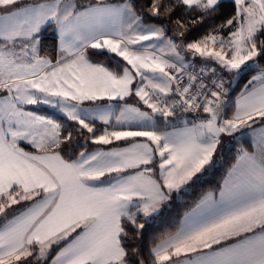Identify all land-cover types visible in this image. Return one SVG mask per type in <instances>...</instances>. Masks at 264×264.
<instances>
[{
  "label": "snow or ice",
  "instance_id": "obj_1",
  "mask_svg": "<svg viewBox=\"0 0 264 264\" xmlns=\"http://www.w3.org/2000/svg\"><path fill=\"white\" fill-rule=\"evenodd\" d=\"M220 3L0 0V92L5 93L0 97V264H48L53 246L61 244L51 264H146L138 243L146 226L140 214L145 221L158 215L173 194L179 198L199 182L217 163L221 134L231 136L257 120L264 123V71L245 85L232 117L218 123L227 94L223 81H213L215 90L192 92L197 77L189 75L182 86L180 77L169 71L180 73L182 68L164 58L182 61L179 49L184 48L239 72L242 65L264 56V0H234V15L201 39L183 43L188 31L185 9L199 11L201 19L191 21L196 24L214 16ZM178 9L181 17L173 20ZM50 23H55L60 40L54 62L39 55L42 29ZM169 25L175 28L172 35ZM225 30L227 39L220 35ZM153 40L159 44H143ZM88 49L114 53L126 64L109 70L91 63ZM136 77L140 84L134 87ZM174 83L179 100L169 104L162 97L173 92ZM205 88L201 83L200 89ZM130 96L143 101L151 113L125 104L115 116L116 125L147 121L151 130L98 129L96 120L109 125L112 106L90 118L87 109L79 108L84 101ZM40 103L59 107L79 125L77 134L86 130L94 144L132 142L80 152L72 159L74 133L62 137L61 124L22 107ZM177 107L207 116L192 128L157 131L153 116L172 117ZM137 137L146 141L135 142ZM20 141L36 151H26ZM253 146L252 152L240 150L219 200L205 194L179 229L154 244L151 264H264V129ZM156 156L159 180L148 167ZM141 166L135 174L120 175ZM112 173L117 176L101 179ZM22 203V208H13Z\"/></svg>",
  "mask_w": 264,
  "mask_h": 264
},
{
  "label": "trees",
  "instance_id": "obj_2",
  "mask_svg": "<svg viewBox=\"0 0 264 264\" xmlns=\"http://www.w3.org/2000/svg\"><path fill=\"white\" fill-rule=\"evenodd\" d=\"M136 2L144 3V0H136ZM235 11V3L231 0H224L221 1L214 16H205L202 18V22L193 24L191 23V21L201 19L199 11L185 9L187 19L184 22L186 27L188 28V31L183 38V43L186 44L201 39L204 35L212 32L226 19L234 15ZM180 17L181 11L179 9L172 14L173 20ZM169 28L170 31L168 35H172V32L175 31V28L172 25H169ZM224 32L228 33L227 30H225ZM41 35L42 45L40 52L54 61L57 54V39L52 25L46 26L42 30ZM261 39H264V37H261ZM177 42H180V40L178 39ZM87 51L89 60L93 63L101 64L109 68L110 70H116L118 66H123V63L111 53H107L104 51L102 54H98L100 53V50L94 49H88ZM256 67L259 69H264V56L256 57ZM251 72L252 71L249 70L248 74ZM248 74H244L245 76L241 78L240 81L242 82L247 79ZM240 84L241 83H239L234 89L230 91V97L228 99L229 101L231 100L233 94L239 89ZM231 107V103H228L224 107L220 115L222 114V116H226L231 110ZM41 111L53 115L54 118H56V120L59 122V124H61L62 137L67 135V132L69 131H72L74 133L70 153L72 159L76 157V155H78L80 151L88 149L95 145L94 143H92L91 139L87 141L83 140V136L87 133L86 130H83L82 133L77 134L79 125L75 121L68 120L56 115L51 109L43 108L41 109ZM95 125L98 129H102L104 127L103 124L97 122H95ZM96 134L99 135L101 134V132L98 131ZM88 135L91 138V134L88 133ZM218 146L219 149L217 148V152L214 155V160L217 161V163L213 168L202 175V178L199 182H197L194 186L189 187L187 191H184L179 199L173 198L166 205H164L161 212L153 220L145 221L143 216L140 215V222H145L146 226L142 231L138 243L140 244L141 253L146 260V264H151L149 252L154 244L158 243L160 239L166 234L174 233L179 228L182 216L190 209H192L205 194H216L220 190L224 177L237 158V152L240 146H244L245 148L250 147L249 142L246 139H237L235 137V134H232L231 136L222 134L221 143ZM62 155H65V158H68V154L64 152H62ZM57 248V246L53 247L49 259Z\"/></svg>",
  "mask_w": 264,
  "mask_h": 264
},
{
  "label": "rangeland",
  "instance_id": "obj_3",
  "mask_svg": "<svg viewBox=\"0 0 264 264\" xmlns=\"http://www.w3.org/2000/svg\"><path fill=\"white\" fill-rule=\"evenodd\" d=\"M47 25L48 24H46L43 28H45ZM220 35L224 36L226 39L228 38V33L222 32V33H220ZM193 42H195V41H193ZM149 43L159 44L158 41H155V42L149 41ZM149 43H147L145 41L143 44L144 45H148ZM133 47L140 48V45H138V46L135 45ZM16 50L19 51V45H17V49ZM179 51L181 52V56L183 57V60L182 61H177L174 57H170V56H165L164 58L165 59H169L170 62L174 61V62H177V63H180V64H185L190 58H192L191 59L192 61L200 62V63H202L204 65H207L210 68H219V69H221L222 70V73H223L224 84H225V87H226V89H227L228 92L231 91L232 89H234L239 83H241L240 86H239V89H241V87L243 85H245L247 82L249 83V79L251 78V77L249 78V75H251V74L253 75L252 72H253V69L256 66V58H255L254 61L247 62V65H248L247 67H245V66L242 65V70L241 71H239V72H237V70L229 71V70L223 68L221 65H219L215 61L205 60L204 58H201L198 55L197 56H193L191 53L187 52L186 49H184V48L179 49ZM112 54L119 61H121L123 63V66L126 64V62L123 61V59L121 57H117L114 53H112ZM159 54L160 53L157 51V55H159ZM249 70H252V72L248 74V71ZM246 73L248 74L247 79H245L244 81L241 82L240 79L243 78L245 76L244 74H246ZM147 75L151 76L153 74L148 73ZM157 75H159V74H157ZM144 83H147V81H145ZM139 84H140V78L139 77H136V79L134 81V87L136 85H139ZM242 91H245V86H244V89ZM4 94L5 93L0 92V97H2ZM235 97H236V95H235ZM68 103L69 104H73L75 102H68ZM228 103H229V100L226 101V105ZM125 104L130 105V106H133V107H139L141 109V111H147V112L151 113V109H149L147 107V105H145L143 103V101H140L139 98L138 97H135V96L127 97L123 101H121V100H108L106 98L103 99V100H96V101H84V102H82L79 105V108L80 109H87L88 110V116L90 118L91 116L96 115L98 109H107V106L108 105H111L112 108L110 109V111L113 113L112 118L110 120L109 125H104V127H108V130L109 131H112L114 129L115 130H143L145 128L147 130H151L150 124L147 121L143 122V124L133 123V124L116 125L115 116H118L119 115V113L121 111V108L124 107ZM29 106L30 107L25 108L24 110L25 111H32V112H35L38 115L45 116L47 118H51V119L55 120L57 123H59V122L56 120V118H54L53 115L44 113V112L41 111V109H43V107L44 108L52 109V110L55 111L54 113L56 115L61 116V117L65 118V119L70 120L66 116V114L60 110L59 107H53L51 105H47V104H43V103L36 104V105H29ZM157 117H158L157 114H155L153 116V119H154L155 124H156V130L157 131L171 133V132L181 131V130H183L184 128L187 127V126H183V127H179V128H168V127H164L163 128V126L161 125V121H159L157 119ZM89 121H90V119H89ZM95 122L102 124V122L99 121V120H96ZM239 137L241 138V136H239ZM89 139H91V138L88 135V133H86L83 136V140L84 141H87ZM134 140H135V142H145L146 141V138H144V137H137V138H134ZM131 142L132 141H113V143L111 145H100V146L96 147L93 151H95V150H104V151H107V150H110V149H112L114 147H121V148L128 147ZM19 144H20L21 147H24L26 151H31V152H35L36 151L35 149H33L30 146H28L25 141H20ZM217 148L219 149V146ZM93 151H91V152H93ZM81 152H89V151H81ZM239 153H240V148H239V150L237 152V157H238ZM75 158L76 157H74L73 159H75ZM155 158L157 159L156 164H157V166H159L160 158H159V156H156ZM136 171H138V170H136ZM136 171L130 173L129 175L135 174ZM113 174L114 173L110 174L109 176H107L106 178H104V180L107 181L108 179H110V177H113L112 176ZM104 186H107V184H104ZM175 199H179V198H176V196H175ZM22 205H23V203L21 205H14L13 208L14 209H17V208H20ZM156 216L157 215L148 217L147 220H153ZM9 218H11V217H9ZM62 247L63 246H61L59 250L57 249L58 251L55 250L56 253L54 252L55 255L50 259V261H48V264H51L52 259L55 258V256L59 253V251L61 250ZM29 260L31 261V258Z\"/></svg>",
  "mask_w": 264,
  "mask_h": 264
},
{
  "label": "built area",
  "instance_id": "obj_4",
  "mask_svg": "<svg viewBox=\"0 0 264 264\" xmlns=\"http://www.w3.org/2000/svg\"><path fill=\"white\" fill-rule=\"evenodd\" d=\"M172 63H176L177 67L182 68V71L180 73H177L175 69H170V73L172 75H177L180 77V83L181 85H186L188 83V77L189 75L196 76L197 81L194 82L192 92L196 91H209V90H215L214 83L223 81V73L222 70L219 68H210L207 65H204L200 62L195 61H189L185 64H180L177 62L172 61ZM203 69V72L201 71ZM214 70V71H213ZM203 83L206 88L200 89V84ZM175 83L173 84V92H172V98L171 100H166L162 97L163 100L167 101L169 104H171L174 100H179V96L175 93ZM225 87V84H224ZM226 89V88H225ZM230 93L227 91V94L222 97L223 104H222V110L224 109L226 105V101L229 99ZM199 99L203 100V95L199 97ZM204 116H207V114L199 112H192V111H183L179 107L175 110V113L172 117H168V120L166 122V127L168 128H179L183 126H194L195 124L200 123V119Z\"/></svg>",
  "mask_w": 264,
  "mask_h": 264
},
{
  "label": "crops",
  "instance_id": "obj_5",
  "mask_svg": "<svg viewBox=\"0 0 264 264\" xmlns=\"http://www.w3.org/2000/svg\"><path fill=\"white\" fill-rule=\"evenodd\" d=\"M221 1H224V0H221ZM231 1H233L234 2V0H231ZM40 2H43V0H40ZM95 3L96 2V0H76V3L77 4H87V3ZM107 2H109V3H120V2H122V0H107ZM82 10V9H81ZM48 25H52V27H53V30H54V32H55V34H56V39H57V54H56V58H57V56H58V54H59V46H60V40H59V35H58V30H57V28H56V25H55V23H50V24H48ZM47 25V26H48ZM44 29V28H43ZM42 29V30H43ZM147 43H149V41H146ZM151 42H155V40H153V41H151ZM144 43V42H143ZM136 46H138V45H136ZM105 52H106V50H105ZM112 54V53H111ZM39 55H41L42 57H47L45 54H42L41 52H39ZM48 58V57H47ZM189 58V57H188ZM192 58H190L187 62H189L190 60H191ZM55 61V60H54ZM53 61V62H54ZM90 61V60H89ZM91 62V61H90ZM91 63H93V62H91ZM95 64H97V63H95ZM110 70V69H109ZM252 71V70H251ZM261 71H264V69H259V68H257L256 66H255V68L253 69V75L251 74V75H249V81H251L252 80V78L254 77V76H257V75H259L260 74V72ZM171 74V73H170ZM254 83H256L257 85H258V82H254ZM248 84V82L245 84V85H247ZM245 85H243L242 87H241V89H238V91H236L234 94H233V96H232V98H231V100L229 101V103H231V110L229 111V113L226 115V116H221V122L224 120V119H230L231 117H232V115H233V113L235 112V103H236V100L241 96V94L244 92V91H242L243 89H244V86ZM235 95H236V97H235ZM163 98H165L166 100H171V98H172V93H170L167 97H163ZM22 107L25 109V108H28V107H30L29 105H22ZM44 108V107H43ZM52 108V107H51ZM47 109H49V108H47ZM52 110V109H51ZM53 111V113L55 112L54 110H52ZM55 114V113H54ZM158 115V117H157V119L159 120V121H161V125L163 126V128L164 127H166V122H167V120H168V118H164V117H161L159 114H157ZM193 126H187L186 128H192ZM185 129V128H184ZM261 129H264V123H261L259 120H257V122L256 123H254V124H252V127L251 128H248V127H245V128H243V129H241L240 131H238V132H235V133H233V134H235V137L237 138V139H246L248 142H249V145H250V147L249 148H245L244 146H240V150L241 149H247L249 152H252V151H255L256 149L254 148V146H253V140H254V138H256V137H258V135H259V132H260V130ZM182 131V130H181ZM222 135V134H221ZM224 135H226V134H224ZM239 136H241V138L239 137ZM98 146H100V145H98V144H95V145H93L92 147H90V148H88V149H84V150H82V151H89V152H91V151H93L96 147H98ZM218 147V146H217ZM81 152V151H80ZM240 154V153H239ZM239 156V155H238ZM156 161H157V159L155 158V163L153 164V165H149L148 167H152L153 168V172L150 174L151 176H152V178L153 179H157V180H159V166H157V164H156ZM236 162H237V158H236V160H235V162H234V164H236ZM233 164V165H234ZM232 165V166H233ZM232 166H231V168H232ZM143 167L144 166H141V169H138V171L139 170H142L143 169ZM230 168V169H231ZM229 169V170H230ZM134 171H136V170H133V169H129V170H127L126 171V173H122V174H120V175H129L130 173H132V172H134ZM228 173H229V171L227 172V174H226V176L224 177V179H223V181H222V185H223V183H224V180H225V178L228 176ZM155 174H157V175H155ZM113 177L114 176H117V174L116 173H114L113 175H112ZM107 177V176H106ZM106 177H103L102 178V180H104V178H106ZM106 181V180H105ZM221 185V186H222ZM101 186H104V185H101ZM219 192H220V190L216 193V194H213V197H214V199L215 200H219ZM175 194H173V198H175ZM200 202V201H199ZM198 202V203H199ZM197 203V204H198ZM196 204V205H197ZM196 205L192 208V209H190L188 212H186L183 216H182V218H181V221H180V225H179V228L182 226V224L184 223V221H185V217H186V214L187 213H190V212H192L193 211V209H195L196 208ZM23 207V205L20 207V208H22ZM133 211H135V209H132ZM199 212H200V210H197V213H195L194 215H198L199 214ZM140 215H142V214H140ZM143 216V215H142ZM178 228V229H179ZM61 246H63V244H61L57 249L59 250L60 249V247ZM54 247V246H53ZM56 249V251H58ZM56 253V252H55ZM55 253L50 257V259L55 255ZM30 259V258H29ZM50 259H49V261H50Z\"/></svg>",
  "mask_w": 264,
  "mask_h": 264
},
{
  "label": "water",
  "instance_id": "obj_6",
  "mask_svg": "<svg viewBox=\"0 0 264 264\" xmlns=\"http://www.w3.org/2000/svg\"><path fill=\"white\" fill-rule=\"evenodd\" d=\"M220 122V118H219V120H218V123Z\"/></svg>",
  "mask_w": 264,
  "mask_h": 264
}]
</instances>
